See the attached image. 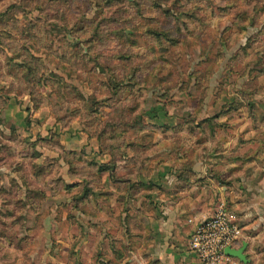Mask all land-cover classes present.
<instances>
[{"label": "rangeland", "instance_id": "rangeland-1", "mask_svg": "<svg viewBox=\"0 0 264 264\" xmlns=\"http://www.w3.org/2000/svg\"><path fill=\"white\" fill-rule=\"evenodd\" d=\"M199 160L211 214L264 209V0H0V264H161L150 191Z\"/></svg>", "mask_w": 264, "mask_h": 264}, {"label": "crops", "instance_id": "crops-1", "mask_svg": "<svg viewBox=\"0 0 264 264\" xmlns=\"http://www.w3.org/2000/svg\"><path fill=\"white\" fill-rule=\"evenodd\" d=\"M3 115L6 120L12 122L19 115L16 105H13L11 100L4 109ZM192 168L190 173L193 175L189 179L177 177L175 173V178L166 175L164 180L158 181L156 184L160 186L159 189L150 192H153L154 197L160 201L159 206L150 210L149 214L145 211L140 213L141 216L147 214L149 221L150 257L161 264H198L189 247L190 234L195 224L209 216L218 201L223 199V194H227L223 192L224 187L220 186L217 180L205 175L202 161H197ZM152 175L147 178L156 181L157 172H152ZM143 179L146 177L138 178V180ZM139 194L141 199L145 198L142 192ZM150 196L149 193L147 197ZM227 202L239 215L243 231L242 237L232 247L238 249L244 246L245 250L248 243L243 239L247 236V230L255 227L259 230V225L264 224V209L250 201H245V197L235 199L229 196Z\"/></svg>", "mask_w": 264, "mask_h": 264}, {"label": "built area", "instance_id": "built-area-1", "mask_svg": "<svg viewBox=\"0 0 264 264\" xmlns=\"http://www.w3.org/2000/svg\"><path fill=\"white\" fill-rule=\"evenodd\" d=\"M242 235V226L236 216L220 206L195 224L189 247L201 264H226L231 256L225 253V248L232 247Z\"/></svg>", "mask_w": 264, "mask_h": 264}, {"label": "water", "instance_id": "water-1", "mask_svg": "<svg viewBox=\"0 0 264 264\" xmlns=\"http://www.w3.org/2000/svg\"><path fill=\"white\" fill-rule=\"evenodd\" d=\"M225 253L231 257H235L238 258L241 261H245V254H244V246L238 248V249H234L233 247H226L225 248Z\"/></svg>", "mask_w": 264, "mask_h": 264}]
</instances>
